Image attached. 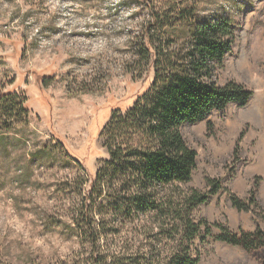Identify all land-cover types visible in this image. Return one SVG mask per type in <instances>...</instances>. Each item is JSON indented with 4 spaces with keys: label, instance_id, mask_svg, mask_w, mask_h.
I'll return each instance as SVG.
<instances>
[{
    "label": "rangeland",
    "instance_id": "374dc122",
    "mask_svg": "<svg viewBox=\"0 0 264 264\" xmlns=\"http://www.w3.org/2000/svg\"><path fill=\"white\" fill-rule=\"evenodd\" d=\"M138 2L0 0V90L27 101L29 111L27 129L0 139V264H73L87 255L73 223L79 185L87 179V191L109 160L99 133L111 111L131 107L154 77L151 71L138 79L131 71L129 41L137 21L149 15ZM189 4L208 20L234 19L233 52L215 79L219 85L246 86L253 97L246 106L232 103L181 129L197 152V166L191 181L171 190L205 192L208 181L222 186L194 214L197 222L212 226L211 238L195 242L199 264H260L217 237L220 227L264 232V0ZM45 76L55 78L43 88ZM53 136L76 161L59 148H51V159L41 153ZM254 183L257 206L239 211L231 195L246 201ZM103 202L109 215L97 218L101 251L128 259L121 264L168 263L174 242L151 225L139 228L140 217L122 216L115 202Z\"/></svg>",
    "mask_w": 264,
    "mask_h": 264
},
{
    "label": "trees",
    "instance_id": "16d2710c",
    "mask_svg": "<svg viewBox=\"0 0 264 264\" xmlns=\"http://www.w3.org/2000/svg\"><path fill=\"white\" fill-rule=\"evenodd\" d=\"M138 5L149 15L137 21L136 34L129 41L135 65L131 71L138 79L151 71L154 77L131 107L111 111L109 123L99 133L109 160L103 162L87 191V179L79 185L80 201L73 223L79 226L77 237L88 248L87 255L73 264L128 261L101 251L103 235L97 229V218L109 215L108 204L103 201L115 202L122 216H139V228L151 225L157 235L174 242L175 251L167 264H199L201 255L195 242L211 238L212 226L206 220L197 222L194 214L219 194L222 186L218 181H208L205 192L171 190L191 181L197 166V152L187 145L181 129L205 120L214 110H226L232 103L246 106L253 97L246 86L233 81L219 85L215 79L235 45L232 17L218 15L208 20L189 0H140ZM54 78L43 77L42 87L50 86ZM2 92L0 139L8 140L12 132L29 127V111L27 101L19 100L15 93ZM53 142L43 146V155L51 159V148H59L76 161L55 136ZM5 144L4 148L8 147ZM258 188L259 183H254L246 201L232 194L231 203L239 211L251 210L257 206ZM220 229L219 241L244 250L264 264L262 230L230 233Z\"/></svg>",
    "mask_w": 264,
    "mask_h": 264
}]
</instances>
